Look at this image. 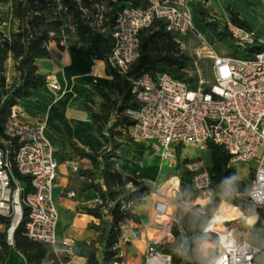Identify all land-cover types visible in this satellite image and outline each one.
<instances>
[{"label": "built area", "instance_id": "1", "mask_svg": "<svg viewBox=\"0 0 264 264\" xmlns=\"http://www.w3.org/2000/svg\"><path fill=\"white\" fill-rule=\"evenodd\" d=\"M104 3L103 0L93 2L89 9L79 6L84 23L96 33L104 30ZM60 14H65V8L62 0H56L54 15ZM156 21L162 22L165 31L176 40L193 32L190 15L180 0H155L145 9L126 7L118 13L111 33L108 58L111 68L125 72L136 63L140 53V32ZM231 32L240 45L258 43L251 32L234 28ZM74 33L72 21L64 24L58 33L59 45L66 46L70 34ZM201 46L202 55L211 61L209 83L199 76L197 86L191 89L187 83L167 73L155 77L144 73L131 81L135 108L124 112L133 122L131 137L136 142L148 143L170 169L176 168L177 146L204 149L208 143L226 152L228 167L252 163L247 198L254 206L264 208V51L243 59L219 56L203 40ZM44 86L54 94L59 91L53 76L46 78ZM45 129L41 121L35 124L21 122L15 106L0 126V217L8 223L5 238L9 246H12L14 231L25 220L26 237L33 242L50 244L56 251L58 213L52 190L58 179V164ZM11 160L17 174L28 179V191H25L24 183L15 178ZM188 168L194 172L192 188L201 196L210 197L208 170L199 168L196 163L189 164ZM172 180L176 181L175 187L170 184ZM178 185L175 174L158 191L167 187L165 189L174 196ZM153 216L154 225L146 229L143 262L171 264V257L160 252L158 247L172 239L174 211L167 203L157 201ZM132 222L127 221L120 228L118 242L111 247L122 260L125 258L123 248L131 242ZM208 224L202 233L206 236L213 233L217 241L201 244L203 264H264V245L258 247L237 237L230 226L207 231ZM64 247L63 253L72 257L71 244L65 242Z\"/></svg>", "mask_w": 264, "mask_h": 264}, {"label": "trees", "instance_id": "2", "mask_svg": "<svg viewBox=\"0 0 264 264\" xmlns=\"http://www.w3.org/2000/svg\"><path fill=\"white\" fill-rule=\"evenodd\" d=\"M2 0H0L1 3ZM100 0H62L65 14L75 26L77 40L84 45L99 44V59L106 65V73L112 79L115 95L95 89L101 102L97 110L88 105L82 108L89 114L94 133L102 141L100 152H85L70 143L74 153L89 162L91 169L82 171L86 180L84 190H93L99 196V202L86 213L98 224L92 225L97 233L90 244H80L74 256L83 258L85 264H122V259L111 251L119 239L120 228L127 222H138L133 207L141 205L149 194L150 187L134 176L120 174L115 162L121 158L118 149L123 143H132L130 134L132 121L124 112L135 108L134 96L131 93V81L144 73L153 77L167 73L194 89L198 83L197 75H190L194 61L181 49L179 40L165 31L164 24L156 21L140 32V53L136 63L121 72L111 68L108 62L112 45L111 33L118 13L126 7L147 8L148 0H103L105 3L104 30L96 33L84 23L79 6L91 8L93 2ZM201 24L209 31L215 42L230 41L242 48L231 56L248 59L264 51V47L240 45L236 42L231 29L252 32L248 24L240 19L239 14L227 8V20L223 16L210 14L206 1L194 0ZM56 0H15L14 17L16 30L5 35L2 32L3 19L0 16V126L10 114L12 107L21 100L29 99L34 92L41 89L46 77L40 74L38 61L51 56L50 45L59 49L58 33L63 29L62 20L54 15ZM67 33L69 31L65 30ZM50 34H54L50 36ZM258 39L257 36H254ZM11 58L17 77L8 85L5 77V65ZM210 174V203L205 206L194 205L201 197L191 186L194 172L188 168L190 162L180 158V149L176 147V175L178 190L174 196L175 221L171 227L172 239L158 247V250L171 257V264H203L204 259L200 246L206 241L216 243L217 237L206 236L202 232L210 222L214 206L220 202H232L244 216L257 215L254 226L256 236L254 245H264V208L254 206L247 198V185L237 178L232 167H228L229 157L220 147L208 143ZM11 168L15 178L25 184L29 190L27 178L17 174L13 160ZM97 181V182H96ZM130 184V187H128ZM111 205V207H108ZM25 213V208H23ZM24 221L16 228L12 246L6 243L5 231L0 233V264H5L10 248L16 250L25 264H67L69 257L55 251L47 243L33 242L26 237ZM0 224L7 228V221L0 217Z\"/></svg>", "mask_w": 264, "mask_h": 264}, {"label": "crops", "instance_id": "3", "mask_svg": "<svg viewBox=\"0 0 264 264\" xmlns=\"http://www.w3.org/2000/svg\"><path fill=\"white\" fill-rule=\"evenodd\" d=\"M148 1L151 4L155 0ZM180 1L184 5L187 1L192 2V0ZM2 2L3 0L0 6ZM208 4L210 3L207 1L206 7ZM211 4L214 6L216 15L225 16L224 1L221 0L219 4L214 0ZM14 9L15 0L11 4V28H7L6 32L3 29L5 26L3 20L2 32L5 35L16 30ZM2 15L0 7V16L3 19ZM69 22L71 20H66V23ZM252 32L255 35L253 30ZM79 43L81 42L76 36L70 34L63 49L52 44L50 45L51 56L38 61L40 74L46 78L55 77L59 86L58 92L54 94L43 86L34 92L31 98L21 100L15 106L21 122L35 124L41 121L46 127L45 134L53 145L54 158L58 164V179L52 190V198L58 213L56 251L63 253L66 242L71 244L73 254L80 249V244L88 245L97 237V233L91 229V226L97 225L98 222L89 216L86 210L93 208L99 202V196L93 190L83 189L86 180L81 176V172L91 169V166L87 160L80 159L74 153L70 143L85 152H100L103 149L102 141L94 133L89 114L82 106L88 105L94 110L99 108L101 100L95 89L111 98L115 95L113 81L106 73V65L99 59L100 45L78 46ZM5 77L8 85L17 77L11 58L5 65ZM133 142L137 145L125 142L118 149L121 158L115 162L117 171L122 175L134 176L149 187L163 182L166 175L164 170L165 168L170 170V168L158 155L154 154L148 143ZM74 166L77 167L76 170L73 169ZM173 170L175 175L176 168ZM70 193L74 196L70 197ZM155 197L158 196L148 195L141 205L133 207V212L139 221L132 222L130 227L131 242L123 248L125 258L122 263L124 264H144L141 258L146 249V229L154 225L153 209L157 202ZM173 199L170 205L174 211ZM13 252L18 253L11 247L5 264H9ZM67 264H85V261L73 255L69 257Z\"/></svg>", "mask_w": 264, "mask_h": 264}, {"label": "rangeland", "instance_id": "4", "mask_svg": "<svg viewBox=\"0 0 264 264\" xmlns=\"http://www.w3.org/2000/svg\"><path fill=\"white\" fill-rule=\"evenodd\" d=\"M194 0L187 1L186 2V8L190 15L191 23H192V30L193 32L190 33L187 36L180 37L179 41L181 43V47L183 52L188 55L192 60L194 61L193 69L189 72L190 75H197L198 77L204 81V82H210V68H211V61L204 57L201 53V40L207 45L212 51H214L217 55L223 56V55H232L237 51V54H239L238 51H242V48L239 47L236 43L230 42V41H219L215 42L212 35L209 33V31L201 24L199 20V15L196 11L195 2ZM200 1V0H199ZM204 1V0H202ZM208 1L207 7L209 9L210 14H216L214 13V6L212 1L214 0H205ZM225 2V8L223 10L225 19L228 18L227 15V8H230V10L236 12L239 14L240 19L245 21L248 26L255 32V35L258 38L257 46L264 47V0H222ZM13 0H3L1 4V9L3 13V20L5 23V26L3 27L4 31L6 32L7 28H11L10 26V20L12 18L11 13V4ZM218 2L221 4V0H215V3ZM11 15V18H10ZM63 24H66V20H70V18L66 14H60L58 16ZM227 20V19H226ZM196 54H199L197 56ZM131 144L137 145V143L132 142ZM180 158L181 159H187L190 164L196 163L199 168H205L207 165H209V152L206 150V147L204 149H198L193 146H185L180 147ZM254 165L252 163L250 164H237L233 166V169L235 170L237 174V178L241 181H243L246 185L249 183L251 179V171L250 169ZM174 170L173 169H167L165 168L164 173L166 174L163 178V182H160L159 184L150 187L149 194L153 192L158 197H155L154 199L159 202L167 203L170 207V201L174 198L171 192H169L167 187H164L161 191H158L159 188L162 185H165L171 177L174 176ZM148 194V195H149ZM210 197L208 196H201L197 201L194 203V205L199 206H205L206 204L210 203ZM232 209L237 210L240 214L237 219L231 221L230 227L232 228L234 234L237 237H241L244 239L249 240L252 242V238L256 236V231L254 229V226L258 220L257 215H249L244 216V214L238 210L236 205L232 202H220L217 205L214 206L213 209V216L225 214L230 212ZM173 210V209H172ZM226 223L220 224L218 226V229H222ZM6 231L5 226H0V232ZM211 237H214L215 235L212 233L210 234ZM143 260V258H141ZM9 264H25L24 259L16 252H13L10 256Z\"/></svg>", "mask_w": 264, "mask_h": 264}, {"label": "bare ground", "instance_id": "5", "mask_svg": "<svg viewBox=\"0 0 264 264\" xmlns=\"http://www.w3.org/2000/svg\"><path fill=\"white\" fill-rule=\"evenodd\" d=\"M170 184H172L175 187L176 181L172 180ZM239 214L240 213L237 210L232 209L228 213L213 216L208 224L207 231L221 230L218 229V226H220V224L226 223L230 225L231 221L237 219Z\"/></svg>", "mask_w": 264, "mask_h": 264}, {"label": "water", "instance_id": "6", "mask_svg": "<svg viewBox=\"0 0 264 264\" xmlns=\"http://www.w3.org/2000/svg\"><path fill=\"white\" fill-rule=\"evenodd\" d=\"M230 225H228V224H225V227H229Z\"/></svg>", "mask_w": 264, "mask_h": 264}]
</instances>
